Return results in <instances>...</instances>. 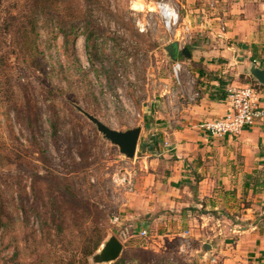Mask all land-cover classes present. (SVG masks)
Masks as SVG:
<instances>
[{"label":"rangeland","instance_id":"rangeland-1","mask_svg":"<svg viewBox=\"0 0 264 264\" xmlns=\"http://www.w3.org/2000/svg\"><path fill=\"white\" fill-rule=\"evenodd\" d=\"M158 2L0 0V264L15 248L22 264H82L84 237L99 234L88 264L112 236L123 250L111 264L217 263L173 232L140 235L136 156L120 155L76 109L116 131L140 127L144 154L148 129L181 102L185 72L173 73L164 48H191L186 24H223L221 0H165L179 15L168 31Z\"/></svg>","mask_w":264,"mask_h":264},{"label":"crops","instance_id":"crops-1","mask_svg":"<svg viewBox=\"0 0 264 264\" xmlns=\"http://www.w3.org/2000/svg\"><path fill=\"white\" fill-rule=\"evenodd\" d=\"M221 1L223 16L215 20L223 24H186L180 39L188 34L191 48L173 42L176 62L183 48L190 55L181 57V102L148 129L141 157L137 147L135 204L143 213L140 233L173 232L203 260L264 264V123L223 138L196 128L230 114V86H253L264 109V84L249 73L253 64L264 70V0Z\"/></svg>","mask_w":264,"mask_h":264},{"label":"built area","instance_id":"built-area-1","mask_svg":"<svg viewBox=\"0 0 264 264\" xmlns=\"http://www.w3.org/2000/svg\"><path fill=\"white\" fill-rule=\"evenodd\" d=\"M156 10L164 28L168 31L175 29L179 23V15L165 0H159ZM139 26L142 29L143 25L140 24ZM172 71L178 76L182 71L181 64L174 62ZM225 92L226 100L230 107V114L218 120L200 123L196 127L198 131L211 137L223 138L236 136L247 127L264 123V109L259 107L258 99L252 86H230ZM140 235L144 237L147 233L142 231Z\"/></svg>","mask_w":264,"mask_h":264},{"label":"water","instance_id":"water-1","mask_svg":"<svg viewBox=\"0 0 264 264\" xmlns=\"http://www.w3.org/2000/svg\"><path fill=\"white\" fill-rule=\"evenodd\" d=\"M165 52L168 54L169 60L171 62L177 61L178 55V47L177 43H172L164 48ZM183 58H190L187 48H183L179 54ZM250 75L261 85L264 84V70H261L252 65L249 70ZM76 109L86 117V119L91 122L102 137L109 142L111 145L118 148L120 155H122L127 160H133L137 147L139 136L141 133V128L137 127L134 129H129L127 131H116L102 122H100L94 116L88 114L87 112L83 111L82 109L76 107ZM123 250L122 243L114 236L110 237L107 242L102 246L101 250L97 255L93 257L95 264H111L116 262Z\"/></svg>","mask_w":264,"mask_h":264},{"label":"trees","instance_id":"trees-1","mask_svg":"<svg viewBox=\"0 0 264 264\" xmlns=\"http://www.w3.org/2000/svg\"><path fill=\"white\" fill-rule=\"evenodd\" d=\"M146 126H147V124H146ZM4 218H5L4 213H3L2 209L0 208V232H5L8 230V226H7ZM86 222H88V219H82L81 220V226L83 224H85ZM59 225L60 226H58V229H60V227L62 229L63 226L61 224H59ZM57 237H59V236L57 235ZM44 239L48 240L47 238H44ZM40 241H41V238H40ZM103 241H104V236L102 234L101 235L99 234L95 239H93L91 237H89V238L84 237V242H88L89 245L86 246L81 251V256L83 258L82 264H88V258L91 257L94 254V252H96L99 249V247L102 245ZM18 256H19V251L17 248H15L14 256H12V262H13L12 264H22V263L17 262ZM49 257H50L49 255L45 256V258H49Z\"/></svg>","mask_w":264,"mask_h":264}]
</instances>
